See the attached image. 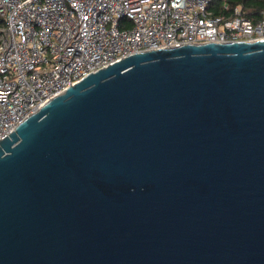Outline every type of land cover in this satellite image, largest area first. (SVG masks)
Instances as JSON below:
<instances>
[{"label": "water", "instance_id": "obj_1", "mask_svg": "<svg viewBox=\"0 0 264 264\" xmlns=\"http://www.w3.org/2000/svg\"><path fill=\"white\" fill-rule=\"evenodd\" d=\"M0 264H264V39L134 53L25 118Z\"/></svg>", "mask_w": 264, "mask_h": 264}, {"label": "built area", "instance_id": "obj_2", "mask_svg": "<svg viewBox=\"0 0 264 264\" xmlns=\"http://www.w3.org/2000/svg\"><path fill=\"white\" fill-rule=\"evenodd\" d=\"M215 0H0V141L90 74L143 51L264 39ZM223 8H227L224 4Z\"/></svg>", "mask_w": 264, "mask_h": 264}, {"label": "trees", "instance_id": "obj_3", "mask_svg": "<svg viewBox=\"0 0 264 264\" xmlns=\"http://www.w3.org/2000/svg\"><path fill=\"white\" fill-rule=\"evenodd\" d=\"M226 4L227 8H223ZM215 15L220 13L229 15L231 9L236 6L242 7V13L244 17L252 22H256L264 16V0H215Z\"/></svg>", "mask_w": 264, "mask_h": 264}]
</instances>
